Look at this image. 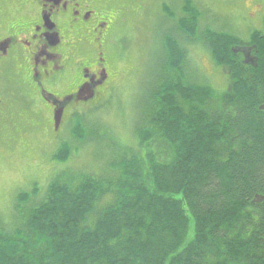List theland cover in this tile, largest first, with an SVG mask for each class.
<instances>
[{
	"label": "trees",
	"instance_id": "16d2710c",
	"mask_svg": "<svg viewBox=\"0 0 264 264\" xmlns=\"http://www.w3.org/2000/svg\"><path fill=\"white\" fill-rule=\"evenodd\" d=\"M198 19L184 0L176 32L196 39ZM169 35L164 74L132 129L137 148L121 149L103 174L69 171L41 194L36 183L18 192L17 221L0 228V264H264V35L246 42L248 64L233 52L244 42L205 29L203 43L229 78L219 94L187 82L181 38ZM84 121L75 114L67 124L81 143ZM70 155L64 143L52 158Z\"/></svg>",
	"mask_w": 264,
	"mask_h": 264
},
{
	"label": "rangeland",
	"instance_id": "374dc122",
	"mask_svg": "<svg viewBox=\"0 0 264 264\" xmlns=\"http://www.w3.org/2000/svg\"><path fill=\"white\" fill-rule=\"evenodd\" d=\"M118 1L125 6L124 18L107 52L113 80L102 100L96 103L101 106L108 101L109 104L78 112L85 118L86 141L79 142L65 125L58 130L50 128V131L45 121L43 125L32 126L25 118L7 123V130L15 137L4 138L0 134V144H4L5 139L7 149H0V228L4 231L17 221L14 206L18 192L29 191L36 183L41 194L49 180L63 177L69 171L103 174L121 155V149L137 148L132 129L141 121L150 90L164 74L163 45L169 34L176 33L172 38H181L186 52L187 82L211 86L216 94L227 90L229 78L225 70L214 66L203 43L205 29L231 34L240 41L248 40L252 33L264 35V0H189L199 14L194 40L182 38L173 24L182 16L184 0ZM163 5L169 6L168 11ZM64 143L69 146L71 155L66 163H57L52 155ZM7 157L23 162L18 167L10 164ZM192 237L190 224L183 244Z\"/></svg>",
	"mask_w": 264,
	"mask_h": 264
},
{
	"label": "flooded vegetation",
	"instance_id": "af4514ba",
	"mask_svg": "<svg viewBox=\"0 0 264 264\" xmlns=\"http://www.w3.org/2000/svg\"><path fill=\"white\" fill-rule=\"evenodd\" d=\"M124 8L118 0H0L4 138L14 135L8 122L45 121L53 129L54 115L60 114L58 130L83 106L101 100L112 82L107 52Z\"/></svg>",
	"mask_w": 264,
	"mask_h": 264
},
{
	"label": "water",
	"instance_id": "95a60500",
	"mask_svg": "<svg viewBox=\"0 0 264 264\" xmlns=\"http://www.w3.org/2000/svg\"><path fill=\"white\" fill-rule=\"evenodd\" d=\"M92 96V94H87V97L86 98H90ZM84 98V99H86ZM54 121H55V124L58 125L59 121H60V114L58 115H54Z\"/></svg>",
	"mask_w": 264,
	"mask_h": 264
}]
</instances>
